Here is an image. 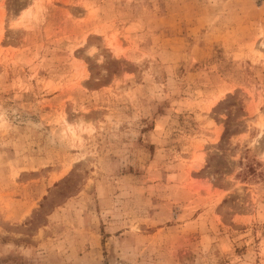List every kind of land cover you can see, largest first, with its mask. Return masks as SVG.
Returning a JSON list of instances; mask_svg holds the SVG:
<instances>
[{"label": "rangeland", "instance_id": "374dc122", "mask_svg": "<svg viewBox=\"0 0 264 264\" xmlns=\"http://www.w3.org/2000/svg\"><path fill=\"white\" fill-rule=\"evenodd\" d=\"M0 264H264V0H0Z\"/></svg>", "mask_w": 264, "mask_h": 264}]
</instances>
